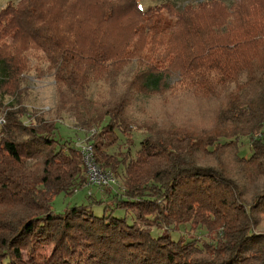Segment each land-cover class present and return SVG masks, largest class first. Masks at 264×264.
Masks as SVG:
<instances>
[{"label":"trees","instance_id":"obj_1","mask_svg":"<svg viewBox=\"0 0 264 264\" xmlns=\"http://www.w3.org/2000/svg\"><path fill=\"white\" fill-rule=\"evenodd\" d=\"M182 10L187 38L200 36L202 26L190 24L195 6ZM152 13L137 0H119L97 12V23L90 26L95 32L82 30L90 37L81 40L90 47L84 55L60 32L58 15L43 0H23L1 10L0 89L17 101L27 59L16 60L9 49L19 42L21 51L37 46L56 63L57 83L66 89L58 88L57 113L74 118L80 130H94L89 143L95 162L113 171L125 190L105 188V199L53 212L57 195L72 194L87 180L82 152L55 137L56 122L36 116L25 123L26 111H7L0 128V210H7L0 213V264H264V234L255 230L264 213V79L252 80L250 96L245 89L229 92L211 131L139 126L124 95L106 105L85 94L82 67L90 66L88 79L106 75L107 64L116 61L106 35H117L124 16ZM156 19L150 29L160 27ZM241 25L245 29L235 45L245 52L247 45L257 48L251 33L256 29ZM217 50L190 60L188 69L199 74L195 88L205 87L211 76L224 87L238 83L239 68H228L214 56ZM164 75L152 69L143 87L159 89ZM136 130L147 135L138 146L131 145ZM118 133L131 146L126 154L113 155L109 148L121 140ZM244 140L251 141L249 157L241 154ZM93 205H105L103 213L98 215ZM187 225L205 228L214 238H190L181 228Z\"/></svg>","mask_w":264,"mask_h":264},{"label":"rangeland","instance_id":"obj_2","mask_svg":"<svg viewBox=\"0 0 264 264\" xmlns=\"http://www.w3.org/2000/svg\"><path fill=\"white\" fill-rule=\"evenodd\" d=\"M21 1L23 0H0V12L7 6L18 7ZM117 1L119 0H43V3L46 8H51L58 15L56 24L60 22V32L72 38L80 54L88 55L89 44L81 41L82 38L87 36L85 41H89V34L95 32L90 26L97 23V12L105 8L108 10L109 6ZM137 1L142 9L152 8L153 16H124L119 21L117 35H106L107 49L116 61L107 64L106 75L96 74L89 76L88 79L90 66L82 67L86 75L85 94L90 100L106 105L124 95L128 99L129 113L139 126L152 123L160 128L180 127L195 131H211L216 124L217 114L229 97L227 95L229 92L237 93L245 89L250 96L253 92L252 80L254 84L259 79H264V0ZM192 5L195 6V17L191 23L188 18L187 20L192 25L202 26L200 36L193 39L187 38L186 26L182 19L187 15L182 9ZM156 18L161 19L160 27L150 29L149 25L157 20ZM164 21L170 24L164 25L162 23ZM245 23L256 29L251 33L256 37L254 44L257 46L254 48L247 45L244 48V45H241L240 47L247 50L246 52L235 45L238 34L243 33L245 29L241 24ZM41 25L42 23L39 26ZM4 30L3 27L0 28V31ZM136 30L138 34L134 32ZM12 46L8 55H15L16 60H22L21 56L26 58L27 67L22 74L23 80L19 86L17 101H12L13 98L6 93V89H0V121H2L0 128L5 123L4 115L7 111L24 110L26 113L22 119L25 123L33 122L37 117L56 122L55 137L63 144L70 143L71 146L81 150L89 144L94 130L90 133L80 130L76 127L74 118L57 113L58 88H62L65 92L66 89L61 82L59 85L57 83L56 63L50 62L37 46L28 45L27 51H21V42ZM211 48H218L213 52L214 56H219L228 68L233 66L234 69L239 68L237 84L224 87L211 76V81L206 83L205 87L195 88L199 82V74L188 69L190 60L195 56L206 54ZM220 48L227 49V52L223 53ZM84 59L86 60L87 56ZM155 60H158V63L154 64ZM152 69H161L165 73L163 85L157 90L152 88L147 90L142 85L152 73ZM227 89L230 90L227 92ZM76 90L80 91V88ZM118 135L121 140L109 148V152L113 155L126 154L128 147L134 144L138 146L147 136L144 131L136 130L131 145L127 146L130 140L126 141L121 134ZM262 138L264 139V128ZM244 141L241 154L249 157L251 152L248 144L251 141ZM209 163L216 164L215 161ZM225 163L227 164V161ZM106 171L115 178L112 185L92 187L86 180L84 185L75 188L72 194L57 195L51 204V210L61 213L75 205H88L95 199H105L108 197L105 188L113 192H123L124 182L110 169ZM104 208L105 205H93L98 215L103 213ZM6 211L3 208L0 213L4 214ZM116 215L120 216L123 213L117 212ZM181 228L184 233H191L190 238L196 236L198 239L208 241L214 238V235L208 234L205 228L193 230L190 225ZM255 230L264 234V213L259 216ZM52 250H49L48 256L52 255Z\"/></svg>","mask_w":264,"mask_h":264},{"label":"built area","instance_id":"obj_3","mask_svg":"<svg viewBox=\"0 0 264 264\" xmlns=\"http://www.w3.org/2000/svg\"><path fill=\"white\" fill-rule=\"evenodd\" d=\"M2 121H0V124ZM83 155V165L86 170L87 183L92 187H107L115 182L110 172L103 171L95 162L93 157V149L91 144H87L81 148Z\"/></svg>","mask_w":264,"mask_h":264}]
</instances>
